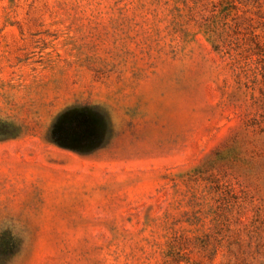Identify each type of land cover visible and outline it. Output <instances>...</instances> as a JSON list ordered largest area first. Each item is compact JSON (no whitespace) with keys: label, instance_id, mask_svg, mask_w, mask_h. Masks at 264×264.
Returning a JSON list of instances; mask_svg holds the SVG:
<instances>
[{"label":"rangeland","instance_id":"obj_1","mask_svg":"<svg viewBox=\"0 0 264 264\" xmlns=\"http://www.w3.org/2000/svg\"><path fill=\"white\" fill-rule=\"evenodd\" d=\"M0 264H264V0H0Z\"/></svg>","mask_w":264,"mask_h":264},{"label":"trees","instance_id":"obj_2","mask_svg":"<svg viewBox=\"0 0 264 264\" xmlns=\"http://www.w3.org/2000/svg\"><path fill=\"white\" fill-rule=\"evenodd\" d=\"M69 135H72V131H70V132H67Z\"/></svg>","mask_w":264,"mask_h":264}]
</instances>
